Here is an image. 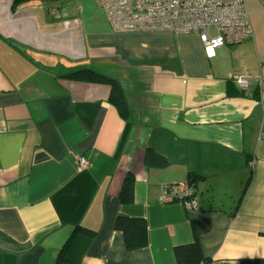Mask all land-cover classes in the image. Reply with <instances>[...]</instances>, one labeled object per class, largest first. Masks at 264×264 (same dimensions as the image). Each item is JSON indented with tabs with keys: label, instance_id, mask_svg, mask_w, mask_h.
Returning <instances> with one entry per match:
<instances>
[{
	"label": "crops",
	"instance_id": "crops-1",
	"mask_svg": "<svg viewBox=\"0 0 264 264\" xmlns=\"http://www.w3.org/2000/svg\"><path fill=\"white\" fill-rule=\"evenodd\" d=\"M12 1L0 0V264H176L192 243L204 264L264 259V4L244 0L252 37L212 49L193 32L116 30L93 0ZM80 68L118 82L125 117L108 84L66 75ZM189 178L196 210L159 202ZM119 215L145 221V246L126 248Z\"/></svg>",
	"mask_w": 264,
	"mask_h": 264
},
{
	"label": "built area",
	"instance_id": "built-area-1",
	"mask_svg": "<svg viewBox=\"0 0 264 264\" xmlns=\"http://www.w3.org/2000/svg\"><path fill=\"white\" fill-rule=\"evenodd\" d=\"M100 6L116 30L196 33L201 43L215 49L238 44L252 37L244 0H93ZM264 4V0H260ZM237 84L246 89L243 76ZM90 161L77 157V168ZM159 202H179L188 210L197 209V197L190 180L162 187Z\"/></svg>",
	"mask_w": 264,
	"mask_h": 264
},
{
	"label": "trees",
	"instance_id": "trees-1",
	"mask_svg": "<svg viewBox=\"0 0 264 264\" xmlns=\"http://www.w3.org/2000/svg\"><path fill=\"white\" fill-rule=\"evenodd\" d=\"M41 1L56 2L59 0ZM12 2L16 3L15 0ZM66 75L72 78L93 80L108 84L111 88L109 101L116 107L121 117L126 116L127 107L122 97L121 88L116 80L100 74L90 68L75 69L69 71ZM188 180H190L191 183L193 182L192 178H189ZM132 182V178L127 177L124 183V189L131 190ZM114 228L122 232L127 249L140 248L147 244V228L145 221L142 219L128 218L119 215L115 219ZM82 230L85 231L84 229ZM85 232L90 233L88 230ZM174 256L176 264H204L210 260L202 255L200 248L196 243L175 246ZM238 264H264V259H241Z\"/></svg>",
	"mask_w": 264,
	"mask_h": 264
}]
</instances>
